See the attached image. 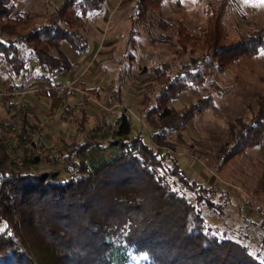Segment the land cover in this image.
Returning a JSON list of instances; mask_svg holds the SVG:
<instances>
[{"label":"trees","instance_id":"1","mask_svg":"<svg viewBox=\"0 0 264 264\" xmlns=\"http://www.w3.org/2000/svg\"><path fill=\"white\" fill-rule=\"evenodd\" d=\"M15 1L0 0V81L5 72L20 79L38 66V80L54 84L74 67L63 44L68 43L81 54L89 50V42L79 29L85 17L106 0H63L40 25L30 11L12 16L10 8ZM164 1L137 0L138 20H144L151 9L161 12ZM223 8L207 14L200 33L189 32L182 21L170 23L181 48L193 54L203 53L175 77L167 75L166 68L156 69L161 87L154 107H148L142 116L159 130L151 132V142L141 132L133 133L132 117L121 114L115 118L118 140L113 143L119 153L90 166L80 157L92 148L93 142L73 143L67 150L65 167L69 173L77 171L79 175L58 181L54 174L35 170L43 157L36 155V126L27 106L22 103L17 110L20 129L14 145L10 146L4 133L15 129L17 121L0 123V264H38L30 241L48 252L46 264H111L117 243L126 244L135 254H145L147 264H264L259 253H253L243 241L247 235L242 230L220 234L219 227L210 225L202 211L200 206L205 204L217 216L225 217L228 193L224 202H219L223 194L217 184L189 179L163 141L167 130L185 128L214 104L209 95L198 97L182 109L172 107V100L188 85L224 72L264 47V26L229 41L223 26ZM24 52L29 55L24 56ZM259 81L262 90L258 109L249 122L240 118L238 127L230 126V137L216 154L217 170L264 140V75ZM10 85L12 90L25 87L24 82ZM89 92L100 96V88ZM114 92L107 103L122 105L121 88L114 85ZM40 93L49 96L45 88ZM16 107L12 103L10 111ZM68 110L74 112L72 106ZM84 117L76 118L80 136L85 132L88 115ZM172 177L193 194V199L173 188ZM249 223L257 233V226L264 229V219ZM260 245L261 249L264 235Z\"/></svg>","mask_w":264,"mask_h":264},{"label":"rangeland","instance_id":"2","mask_svg":"<svg viewBox=\"0 0 264 264\" xmlns=\"http://www.w3.org/2000/svg\"><path fill=\"white\" fill-rule=\"evenodd\" d=\"M62 1L17 0L10 11L12 16L30 11L40 25L46 22L49 14ZM136 1L106 0L99 9L85 17L79 33L86 37L92 47L88 55L75 54L67 43L63 44V49L80 69L61 79V82L48 83V91L53 96V87L70 84L69 89L77 91L75 97L64 95L66 104L72 103L74 106V112H66L63 102L54 106L41 93L31 92L47 84L38 80V66L31 68L27 76L21 75L20 79L5 72L3 81H0V92L11 93L23 89L30 93L23 98L21 95L14 97V101L6 100V96L0 94V123L18 121L17 110L21 102L27 106L29 118L36 126V155L43 157L35 167L38 173L54 174L58 181L79 175L77 171L69 173L65 167V156L73 143L93 142L92 148L80 157L88 165L118 154L119 147L113 143L118 140L115 118L121 114L132 117L133 133L139 131L147 142H151V132L157 128L149 125L142 116L148 107H154L155 95L161 87L156 78V69L166 68L167 75L175 77L193 58L197 59L203 53L198 51L193 54L181 48L173 23L182 21L189 32L200 33L207 14L224 7L223 26L229 41H236L241 34L248 35L264 26V0H165L161 12L151 9L144 20H138L136 16ZM23 55L29 54L24 52ZM263 75L264 47L257 55L241 58L224 72L208 75L201 83L188 85L172 100V107L182 109L198 97L209 95L213 96L214 104L185 128L161 133L168 153L177 159L179 167L189 179L207 185L217 184L223 194L219 202H224L223 198L228 193L225 217L217 216L205 204L200 206L209 224L219 227L220 234L242 230L241 233L247 235L243 240L245 244L253 253H259L264 261V246L259 248L264 229L257 226L258 233L260 230L263 232L259 235L255 227L253 229L254 225L249 223L250 220L260 222L264 219V140L222 169L215 168L218 165L216 154L219 146L229 139L230 126L238 127L237 120L240 118L249 122L257 111V99L262 90L259 79ZM12 82H24L25 87L12 90ZM114 85L122 91L123 104L119 106L107 103L115 95ZM92 88H100L99 97L89 92ZM64 89L61 87L57 93L62 95ZM12 103H16L15 111H10ZM83 108L86 113L80 110ZM73 113H77L75 117L78 119L88 115L82 136L77 133ZM14 130L5 131L6 141L11 139ZM10 152L14 154L13 149ZM166 163L169 166L172 164L168 158ZM170 180L176 191L193 199V194L176 177ZM30 246L38 264H46L48 252L36 241H30ZM111 264H147V256L135 254L126 244L117 243Z\"/></svg>","mask_w":264,"mask_h":264},{"label":"crops","instance_id":"3","mask_svg":"<svg viewBox=\"0 0 264 264\" xmlns=\"http://www.w3.org/2000/svg\"><path fill=\"white\" fill-rule=\"evenodd\" d=\"M67 45L68 46H70L68 43H67ZM71 48V47H70ZM71 50H72V52L73 53H75V54H77L78 52H76L74 49H72L71 48ZM91 50H92V47H91V45H90V43H89V50L86 52V53H84V54H82V55H88L90 52H91ZM65 51V50H64ZM66 52V51H65ZM66 54L68 55V57L70 58V60L74 63V67L71 69V71H69V72H66V73H64L60 78H58L54 83H57V82H61V79H65L66 77H69V75L70 74H72L73 73V71L75 72L77 69L79 70L80 68H79V65H78V63L74 60V59H72L71 57H70V54L68 53V52H66ZM81 54V53H80ZM79 56V55H78ZM76 73V72H75ZM47 84H45V85H42V86H40L39 87V89H37V90H31V92L32 93H34V92H37L38 94L41 92V90L42 89H47V90H50V88L48 87V82H46ZM54 88V87H53ZM61 89V87H59V88H54V90L52 89V94H53V96H51V94H50V92H49V96H44V97H47V99H48V101L51 103V105H54V106H58L61 102H63V106H64V108H65V110H66V112H69V110H68V107H70V106H72L73 107V109H74V106L72 105V103L70 104H66V98H65V96L66 95H64V94H69L71 97H75V94H76V92L77 91H75L74 89H64V93H62V95L61 94H59V93H57L58 92V90H60ZM17 91H28V90H17ZM17 91H15V92H17ZM56 92V93H55ZM70 92V93H69ZM11 93H13V92H11ZM28 93H30V92H27V93H25V94H23V95H21L20 97L21 98H23V97H25ZM6 97H5V99L7 100H15V99H13L14 97H18V95H11V96H9V95H5ZM17 102V101H16ZM21 102V101H20ZM21 104H22V102H21ZM21 104H20V106H21ZM117 106V105H116ZM59 108V107H58ZM75 110H77V109H75ZM81 111H82V113H86V111H85V109L83 108V109H80ZM69 113H71V112H69ZM74 114V113H73ZM76 114L77 113H75L74 114V116L73 117H75L76 116ZM83 118H85L86 119V117H81V120L83 119ZM75 119H76V117H75ZM63 121H65V116L63 117ZM76 125H77V122H76ZM19 127V128H18ZM18 128V129H17ZM76 128H77V126H76ZM19 129H20V120H18L17 121V125H16V127H15V130L13 131V133H17L18 131H19ZM15 141H16V139H15ZM37 152V151H36Z\"/></svg>","mask_w":264,"mask_h":264},{"label":"built area","instance_id":"4","mask_svg":"<svg viewBox=\"0 0 264 264\" xmlns=\"http://www.w3.org/2000/svg\"><path fill=\"white\" fill-rule=\"evenodd\" d=\"M62 88L64 87V88H66V89H69V88H71L70 87V84H66V85H62L61 86ZM54 88H59L58 86H55ZM28 91H17V92H13V93H3V91L2 92H0V94H3V95H9V96H11V95H23V94H25V93H27ZM19 128V127H18ZM17 128V129H18ZM15 139H16V133H13L12 134V137H11V139H9V141H10V143H11V145H14V143H15ZM37 153V152H36ZM17 160H18V158H17Z\"/></svg>","mask_w":264,"mask_h":264}]
</instances>
